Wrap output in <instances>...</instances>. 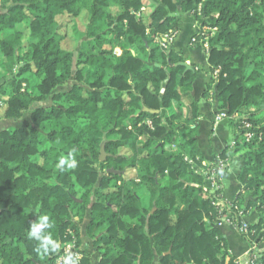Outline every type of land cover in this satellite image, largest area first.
Masks as SVG:
<instances>
[{
	"label": "trees",
	"instance_id": "obj_1",
	"mask_svg": "<svg viewBox=\"0 0 264 264\" xmlns=\"http://www.w3.org/2000/svg\"><path fill=\"white\" fill-rule=\"evenodd\" d=\"M80 1L0 2V66L17 67L0 76V264H57L74 240V264H226L222 187L212 192L204 172L219 157L243 161L231 210L257 212L250 233L264 240V0H86V22L72 25L80 48L68 49L58 17L79 15ZM180 14L200 23L212 72L203 97L227 112L234 138L213 163L191 94L201 68L158 40L178 33ZM69 153L75 167L61 168ZM217 173L221 184L227 170ZM45 215L59 245L47 254L28 237Z\"/></svg>",
	"mask_w": 264,
	"mask_h": 264
},
{
	"label": "crops",
	"instance_id": "obj_2",
	"mask_svg": "<svg viewBox=\"0 0 264 264\" xmlns=\"http://www.w3.org/2000/svg\"><path fill=\"white\" fill-rule=\"evenodd\" d=\"M199 27L200 23L193 15L180 14V29L173 43V48L179 54H182L186 58V62L190 65L195 63L201 68V71L197 74L194 81L191 94L193 98L199 101L201 113L199 118L198 143L205 157L204 162L212 163L216 156H218L228 144L234 143V138L232 137L231 130L229 131L227 129L229 125L228 118L217 119V115L222 112V110L217 111L211 96L203 97L205 86L211 81V73L208 62L207 45H202L200 42L191 43L192 37L198 32ZM242 165V160H237L230 164L227 174L222 178L221 199L228 205L235 201L238 193L242 189L243 184L238 180ZM230 215L227 214L223 220V224L219 226L228 242L229 254L227 257H235L236 264H251L253 259L252 253L256 251L252 250L254 252H251L246 239L247 237L242 235L233 223L226 221V218ZM257 219L258 213L255 211L243 216V220L249 223H255ZM258 251H261V249Z\"/></svg>",
	"mask_w": 264,
	"mask_h": 264
},
{
	"label": "rangeland",
	"instance_id": "obj_3",
	"mask_svg": "<svg viewBox=\"0 0 264 264\" xmlns=\"http://www.w3.org/2000/svg\"><path fill=\"white\" fill-rule=\"evenodd\" d=\"M0 2H1V0H0ZM88 4V1H86V0H81L80 2H78L77 3V7L78 6H80V8H82L81 9V11H80V13H79V15H71V14H68V13H65V14H62V15H60L59 17H58V21H59V28L61 29V30H64V31H67V29H68V31L70 32V33H68V31H67V37H66V39H65V43H64V45L66 46V48H68V49H77V50H79V48H80V46L78 45V41H76L75 39H74V34H73V32H72V25L73 24H75V23H79L80 24V26H82L81 24L82 23H85L86 22V20H87V6H85V5H87ZM143 11H149L150 9H149V7H145V8H143L142 9ZM108 11H110L112 14H117V13H119L120 11H121V8H120V6L118 5V4H116V3H113V2H111L110 3V5H109V7H108ZM140 13H138V15H139ZM19 28H20V30H22L23 31V34H24V36H23V38H24V41L25 42H29V39H28V36H29V30H28V28L26 27V24H21L20 26H19ZM214 32V31H213ZM173 45V44H172ZM172 45H171V47H172ZM206 48H208L209 49V46L207 45L206 46ZM91 50V46H85V51H90ZM118 53V54H120L121 53V50L119 49V48H114V53ZM4 66H6V69L7 70H5L3 67H1L0 66V76H3L5 73H11V72H15V71H17V67H16V69H10L9 67H8V64L6 65H4ZM210 67V66H209ZM210 73H212L211 71H210ZM213 76H214V74H213ZM215 78H217V76H214ZM3 80V79H2ZM2 80H1V82H2ZM4 81V80H3ZM211 82V81H210ZM24 87H25V85H23ZM214 92V90H212L211 91V93H213ZM211 97H212V99H214V95L212 94L211 95ZM215 100V99H214ZM214 103H215V101H213ZM38 104H40V106H42V105H44V102H41V103H38ZM38 104H35L34 106H32V108H34L35 106H37ZM224 112H226L225 110H224ZM244 112H245V110H244ZM242 116V114H237V116ZM236 116V117H237ZM30 119V114H26L22 119H20V120H18V121H15V123H14V125H17V126H23V125H25L26 123H27V121ZM8 123H10V122H8ZM8 123L7 124H5V122H4V124L3 125H8ZM227 129L230 131L231 129H230V127H229V125L227 126ZM232 133V132H231ZM232 137H233V135H232ZM234 144V143H233ZM102 156V155H101ZM103 157H105V155L103 156ZM215 161V160H214ZM213 161V162H214ZM212 162V163H213ZM206 163V162H205ZM229 166L230 165H228L227 167L229 168ZM228 168L226 169V170H228ZM207 170V169H206ZM222 178L223 177H221L220 178V180L222 181ZM209 184H210V186L212 185L211 184V182H207L206 183V186H209ZM220 187H222V182H221V184H217L216 186H212V187H210L211 189H212V192L213 191H216V190H219V188ZM253 212V211H252ZM228 213L227 212H224L223 213V215H224V218L226 217V215H227ZM234 214H232V216H228L227 218H226V221L227 222H229L233 217H234V219L235 220H241L242 218H243V215H245V214H242V216H240V214H237V215H235V216H233ZM232 217V218H231ZM258 220V219H257ZM226 221H224V222H226ZM231 221H233V219L231 220ZM242 221V220H241ZM244 221V220H243ZM234 222V221H233ZM246 222V221H245ZM257 222V221H256ZM248 224H249V226L252 224V223H249V222H247ZM216 224H217V226L219 227V226H221L222 224H223V221H219V222H216ZM236 225V224H235ZM236 227H240V224H237L236 225ZM238 230H239V228H238ZM82 231H84V226H82ZM254 230H252V232H253ZM251 230H249V232L247 233V234H245V233H242V235H244V236H246L247 238V241H248V245H249V247H250V250H251V252H254V251H256L255 253H252L253 254V256H255V257H258V260H259V264H261V257H262V254H263V252H264V240H260V236H261V234L260 233H258L255 237H252V235H251ZM83 236H85V234L83 235ZM85 240H86V237H85ZM87 247H88V249H92L93 251H95L94 250V247L92 246V243L91 242H88L87 244ZM261 249V251H258V250H260ZM252 250H254V251H252ZM231 257V256H230ZM229 257V258H230ZM229 258L227 257V261L226 262H228L229 263Z\"/></svg>",
	"mask_w": 264,
	"mask_h": 264
},
{
	"label": "built area",
	"instance_id": "obj_4",
	"mask_svg": "<svg viewBox=\"0 0 264 264\" xmlns=\"http://www.w3.org/2000/svg\"><path fill=\"white\" fill-rule=\"evenodd\" d=\"M176 36H177V31L170 30L167 33L161 35L158 38V40L160 41L161 45L164 48L168 49L175 42ZM197 42H200V38H199V36L194 35L192 37L191 43L193 44V43H197ZM205 45H208L207 41H205ZM218 73H219V69H216V71H214L213 74H214V76H217ZM222 118H228L227 112L222 111V112H220L217 115V119H222ZM244 125H245V127L247 129L251 128V123L246 122ZM245 137H246L247 140H250L253 137V133L250 130H248L245 133ZM217 160L218 161L215 163V166L213 168L207 169V170L204 171L205 174L207 175L208 183L211 182V184H212L211 186L209 184V187L216 186L218 184L217 181H216V179H217L216 177H218L217 170H221V171L226 170L228 168L227 166L229 165V161L227 159H222V158L219 157ZM203 164H206V163L203 162ZM216 203L220 206V212L222 213V216L217 220V222L224 220V215H223L224 212H227L229 215L233 213V211L231 210V204L228 205V204L224 203L222 201V199L216 201ZM238 214H240V216H242V213H238ZM230 216H232V215H230ZM231 220L229 222H231V223H233L235 225V223L233 221H231ZM241 220L242 221H241L240 227H237V228H239V232L240 233L247 234L249 232V230H250L249 224L247 222L243 221V218ZM75 244L76 243H75V240H74L71 244H69L66 247L64 252L59 256V258L57 260V264H66V262H67L69 257H71L72 260L75 257L78 261H80L82 259L83 254L81 252H79L78 250L77 251L74 250ZM73 251H74V253H73ZM226 264H229V263L226 262ZM251 264H259L258 257L253 256Z\"/></svg>",
	"mask_w": 264,
	"mask_h": 264
},
{
	"label": "clouds",
	"instance_id": "obj_5",
	"mask_svg": "<svg viewBox=\"0 0 264 264\" xmlns=\"http://www.w3.org/2000/svg\"><path fill=\"white\" fill-rule=\"evenodd\" d=\"M65 165H67L68 168L75 167V160L72 158L71 153H69L68 158L60 159L59 166L63 168ZM51 227L52 225L49 221V217L45 215L39 217L38 221L30 226V230L28 232L29 239H35L38 241L39 247L37 251H41L44 254H47L50 250L55 252L59 248L58 243L52 238L51 234L46 233L45 231ZM66 264H74L71 257L68 258Z\"/></svg>",
	"mask_w": 264,
	"mask_h": 264
},
{
	"label": "water",
	"instance_id": "obj_6",
	"mask_svg": "<svg viewBox=\"0 0 264 264\" xmlns=\"http://www.w3.org/2000/svg\"><path fill=\"white\" fill-rule=\"evenodd\" d=\"M183 64L187 67V68H190V64L188 62H183ZM154 112V110H152ZM102 158H104L103 156L105 155V151H104V148L102 147Z\"/></svg>",
	"mask_w": 264,
	"mask_h": 264
}]
</instances>
